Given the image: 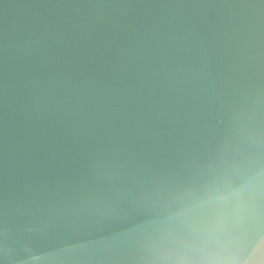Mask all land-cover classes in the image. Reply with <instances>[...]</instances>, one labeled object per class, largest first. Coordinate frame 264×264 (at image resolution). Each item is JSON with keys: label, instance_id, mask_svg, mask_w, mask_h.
<instances>
[{"label": "water", "instance_id": "obj_1", "mask_svg": "<svg viewBox=\"0 0 264 264\" xmlns=\"http://www.w3.org/2000/svg\"><path fill=\"white\" fill-rule=\"evenodd\" d=\"M0 264H264V0H0Z\"/></svg>", "mask_w": 264, "mask_h": 264}]
</instances>
